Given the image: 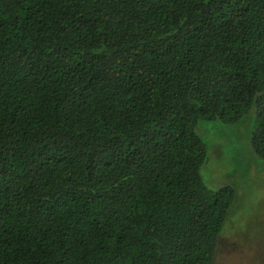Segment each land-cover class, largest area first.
Listing matches in <instances>:
<instances>
[{
    "label": "trees",
    "instance_id": "1",
    "mask_svg": "<svg viewBox=\"0 0 264 264\" xmlns=\"http://www.w3.org/2000/svg\"><path fill=\"white\" fill-rule=\"evenodd\" d=\"M252 111L264 160V0H0V264H214Z\"/></svg>",
    "mask_w": 264,
    "mask_h": 264
},
{
    "label": "rangeland",
    "instance_id": "2",
    "mask_svg": "<svg viewBox=\"0 0 264 264\" xmlns=\"http://www.w3.org/2000/svg\"><path fill=\"white\" fill-rule=\"evenodd\" d=\"M254 120L252 111L232 123L198 121L207 148L203 182L212 189L230 185L236 192L214 264H264V160L251 146Z\"/></svg>",
    "mask_w": 264,
    "mask_h": 264
}]
</instances>
